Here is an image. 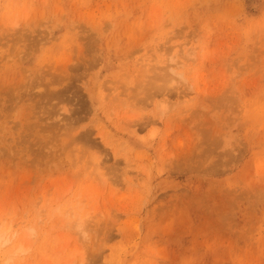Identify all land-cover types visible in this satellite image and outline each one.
Wrapping results in <instances>:
<instances>
[{
  "label": "rangeland",
  "instance_id": "obj_1",
  "mask_svg": "<svg viewBox=\"0 0 264 264\" xmlns=\"http://www.w3.org/2000/svg\"><path fill=\"white\" fill-rule=\"evenodd\" d=\"M0 264H264V0H0Z\"/></svg>",
  "mask_w": 264,
  "mask_h": 264
},
{
  "label": "bare ground",
  "instance_id": "obj_2",
  "mask_svg": "<svg viewBox=\"0 0 264 264\" xmlns=\"http://www.w3.org/2000/svg\"><path fill=\"white\" fill-rule=\"evenodd\" d=\"M191 55V54H190ZM178 64V63H177ZM174 65V64H173ZM175 66H177V65H175Z\"/></svg>",
  "mask_w": 264,
  "mask_h": 264
}]
</instances>
